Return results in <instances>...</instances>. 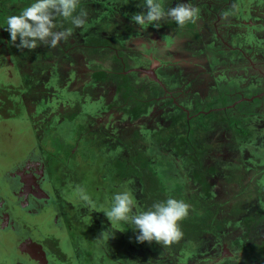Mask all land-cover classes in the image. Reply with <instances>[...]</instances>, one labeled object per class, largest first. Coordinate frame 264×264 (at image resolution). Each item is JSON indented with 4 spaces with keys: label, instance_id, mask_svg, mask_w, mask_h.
Listing matches in <instances>:
<instances>
[{
    "label": "rangeland",
    "instance_id": "rangeland-1",
    "mask_svg": "<svg viewBox=\"0 0 264 264\" xmlns=\"http://www.w3.org/2000/svg\"><path fill=\"white\" fill-rule=\"evenodd\" d=\"M213 1L191 0L195 7L199 6V15L191 30H164L166 27L162 31L175 37V40H179L178 42H182L181 48L178 49L186 52L183 57H186L192 64L198 61L197 58L203 59L199 63L200 65H206L205 62L210 60L208 57L196 55L199 54L200 47L207 51L206 43L216 47L212 49L215 50L219 63L215 65L213 75L206 76L207 78L214 76L216 80L221 79L225 82L232 76H236L247 83L251 79H258L263 76L264 54L255 52L254 59H251L253 54L251 53L250 56L245 55V59L238 60L236 55L227 53L229 46L218 47V45L221 40L222 44H227L226 40L231 37V34L238 33V38L243 39L244 44L258 46L260 44L258 40L264 39V0H260L259 3L254 0L251 2L227 0V4L223 5L229 4L226 15L219 13L223 6L212 8L211 12H207ZM116 2L119 4L118 6L110 0H79L77 13L83 9L87 13L85 20L94 21L96 16L102 18L95 22L92 33H85L83 25L79 28L74 27L70 19L65 20L57 16L55 20H61L62 24H55L56 29L69 28L72 35L68 39L60 41L55 47L37 44L33 49H26L18 48L8 38V33L4 29L7 27V17L18 15L31 3V0H0V85L13 84L18 86L20 97L26 109V115L23 119L7 123L6 128L3 125L0 127V139L3 137L5 141L0 144V147L4 145L2 149L5 153L8 152L7 157H3L2 161L4 164L11 163L14 159L21 161L26 158L25 154L29 152L36 155L39 159L37 163L39 170L37 171L47 177L45 181H39V188L56 199L58 205L55 207V211L57 213L60 210L72 217L74 221L85 223L89 229V234L86 233V235L96 244L93 248L96 264L100 259L105 263L111 262L109 258L114 255L110 247L111 237L107 240L99 236L102 231H104L105 236H111L110 233H114V230L107 228V224L99 218L100 216L105 217L102 211L91 212V209L81 207L80 202L72 196V189L77 185L84 187L97 210L107 208L112 194L122 190V187L129 180L128 177L115 179L113 171L118 162L125 165L126 143L130 141L132 133L134 130H138L145 137V132H148L152 135L150 136L151 139L154 136V140H158L154 134L162 127L160 125L162 120L160 121L159 117H163L164 113L167 112L164 108L166 105L158 100L160 98L156 100L157 105L153 102L149 104L147 101L143 102L149 96V87L152 90L158 88L157 86H150L147 81H142L137 74L131 73L129 79H133L131 83L134 87L133 91L140 90L141 94L135 96L131 94V96L137 100V108L140 107L144 110L142 114H137L134 111L136 103L132 99L131 102L128 101L130 96L128 99H124L121 90L114 91L117 87L116 81L119 78L116 77L113 69L118 68V63L110 61V57L113 58V54L116 52L111 51L109 44L103 45L101 48L96 47L97 45L92 43L93 34L95 35L96 32L103 34L106 31L116 36L120 31L119 28H121V31L128 35L125 43H127L128 37H133L131 42L137 44L135 48L140 47L141 50L147 49V51L165 43V38L150 25L147 28H141L131 21L130 16L133 13L146 10L138 6L140 4L142 6V0H117ZM205 2L207 3L204 7L202 5ZM129 3H132L133 6ZM176 3V1H172L167 6L172 7ZM163 5L167 9L164 2ZM243 9L247 10L248 16L242 19H234L231 14H239ZM73 36L74 38H72ZM76 37L80 38L76 39ZM99 39L101 40V38ZM69 43H71V47H67ZM202 43L205 45L202 46ZM261 44L264 46V43ZM238 48L240 51L241 47ZM182 51L169 55L168 48H160L156 54H160L161 58L165 60L164 64L158 63L157 65L155 62H150V65L154 64L152 66L155 73H158V69L159 71L170 69L174 72L173 75H180L182 72L184 74L183 87L188 90L191 89V85L187 86L191 81L189 75H185L186 72L184 71L176 70L181 65L182 58L179 57L181 56L179 53ZM221 52H226L225 56ZM143 55L140 57V62H144ZM131 56L129 55L127 60L121 63L123 65L134 64V59ZM230 56L233 58L229 59ZM222 63L225 64L222 65ZM225 65L229 68L224 67ZM188 67L194 74L197 73L193 65L189 64ZM98 68L104 71L105 76L98 75V73H95L94 77H89L88 74L86 76V71L93 73ZM204 79L203 75L199 77L198 82L203 83ZM118 85L122 86L120 82ZM181 97L180 95L171 97V102L167 104L170 108L168 109L170 116L178 113L176 109L171 108L177 102L180 103L179 106H193L194 96L183 97L184 101H180ZM203 97L212 99L213 95L211 91H206L204 88L200 98ZM196 103L201 110L200 112H204L201 104L198 101ZM154 106L159 107L156 112L158 116L160 115L159 117L157 114L154 115L152 111ZM256 113L253 122L258 125L264 124V114H262L264 112L257 110ZM260 113L261 115H258ZM219 118V116L217 118L216 115H213L206 119L205 125L212 130L211 132L217 133ZM236 125L239 126L238 123ZM179 129L181 130L176 122L172 123L166 128L164 135L158 138L167 146L165 136ZM197 131L200 133V128H197ZM198 138L202 142L200 135ZM2 153L0 152V154ZM251 153L248 150L244 156L247 158V155ZM252 161L248 174L243 180L242 185L245 189L242 200L247 202L249 197H259L264 202V164H260L257 159ZM134 186L137 188L136 180L127 184L133 193H135ZM59 187L63 190L58 191L57 188ZM234 187L229 189L223 183L219 185L218 200L224 202L222 214L228 213L235 201L233 196L236 193V187ZM137 191H139L138 188ZM45 207L47 206H43L42 209ZM23 213L25 214V212ZM105 219L108 221L106 217ZM107 223L111 225L109 221ZM122 224L126 225L124 222H119L112 224V226L120 229L123 227ZM76 226L77 224L71 221L70 231L77 230ZM260 226L259 235L255 237L257 241L264 237V235L261 237L264 234V223ZM128 227L133 226L128 225ZM231 233L234 235L238 233V230H231ZM247 234L248 230L245 235ZM241 242L242 240L239 243ZM75 244L78 253L83 252L86 247L80 234H75ZM101 251L105 256H102ZM181 256L183 257L178 262L179 264H223L227 259L231 260L233 254L228 251L224 243H221L214 246L211 253L203 252L200 255H195L192 251L188 254H181ZM124 258L128 262L124 263V259H119L120 264H143L133 260L128 254H125ZM250 264H264V258Z\"/></svg>",
    "mask_w": 264,
    "mask_h": 264
},
{
    "label": "trees",
    "instance_id": "trees-1",
    "mask_svg": "<svg viewBox=\"0 0 264 264\" xmlns=\"http://www.w3.org/2000/svg\"><path fill=\"white\" fill-rule=\"evenodd\" d=\"M116 1L110 0L118 6ZM172 1L180 2V0H163L167 8V5H170ZM246 1L251 2V0ZM254 1L261 2L260 0ZM226 2L227 0H214L207 12H211L212 8L223 6ZM206 3H203L202 6L205 7ZM129 4L132 5V3ZM228 6L229 4L223 6L219 13L226 15ZM196 7L199 9V6ZM246 9L240 11L239 14L231 15L234 19H242L248 16ZM111 10L113 11V8ZM100 12L103 13L102 10ZM95 19L94 21L85 20L83 24L85 33H92L95 22L102 18L96 16ZM54 23L62 24L59 19ZM193 25L194 23H186L184 26H177L168 17L158 21V27L150 25L165 38V43L148 49V51L147 49L141 50L140 47L135 48L137 44L131 42L133 37H128L127 43H125L128 35L123 33L121 28L116 36L106 31L103 34L96 32L92 36L94 38L92 43L97 45L96 47L101 48L103 45L109 44L111 51L116 52L113 54V58L110 57V61H116L119 65H117L118 68L113 69L114 74L119 78L114 91L121 90L124 99H128L130 96L128 101L131 102L132 99L136 103L134 111L137 114H142L144 110L140 107L137 108V100L131 96V94L134 96L141 94L140 90L133 91L134 87L131 84L133 79H129L131 73L137 74L139 79L158 88L152 90L149 87V96L143 102L156 104L157 98H160L158 100L166 105L164 108L167 111L160 118V115L158 116L156 113L159 107L154 106V110H152L154 115L157 114L159 120H162L160 125L163 128L160 127L154 134L158 140H154V136L151 139L152 135L148 132H145L144 137L138 130H134L130 141L126 143L125 165L118 162L114 167L115 179L128 177V181L131 183L134 180L137 181L139 191L134 186L135 193L133 194L137 208L141 210H147L154 202L163 201L168 197L182 200L188 205L187 216L179 221L183 237L167 247L156 242L137 243L135 233L128 227V224H124L125 227L122 224L123 227L119 229L113 227L112 224L109 225L105 217L100 216L103 223L107 224V228L114 230V233H110V247L114 255L109 258L110 263H105L100 259L97 264H120L119 259H124V263L128 262L124 258L125 254L143 264H177L183 257L181 254H188L192 251L195 255H200L203 252L211 253L214 246L221 243H224L228 251L233 254L231 260L227 259L223 264H250L264 258V237L259 241L255 239L259 235V226L264 223V202L259 197H249L247 202L242 200L245 189L242 184L248 174L250 164L253 163L252 160L257 159L260 164H264V124L258 125L253 122L257 110L264 112V95L251 101H239L233 107L223 109L236 102L241 96L249 98L264 91V75L258 79H251L247 83L236 76H232L225 82L221 79L216 80L214 76L207 78L213 75V69L219 63L216 52L212 49L215 46L206 43L208 51L200 47L199 54H196L210 58L205 62L206 65H200L199 63L203 59L199 58L196 63L192 64L186 57H183L186 52L178 49L181 48L182 42H178L179 40H175V37L162 31L166 27L164 30H191ZM79 38L76 37V39ZM221 41H219L218 47H225ZM226 41L230 46L227 53L236 55L238 60L245 59V55L250 56L251 53H253L251 59H254L255 52L264 54V46L261 44L264 43V39L262 38L258 40L260 44L256 47L244 44L245 41L238 38V33H232ZM201 45L204 46L205 43ZM71 46V43L67 44V47ZM163 47L169 49V55L182 51L179 53L181 55L179 57L182 58L181 65L174 69L180 70L179 72L184 71L185 75H189L191 81L187 86L191 85V89L187 90L186 87H183L184 74L182 72L180 75H173L174 72L170 69L164 71L158 69V73L155 74L163 84L160 86L146 74L133 70L139 67L147 68V64L150 62H155L157 65L158 63L164 64L165 60L161 58L160 54H156ZM238 47H241L240 51L237 49ZM10 50L12 51L11 47ZM145 51L148 52V56ZM142 54H144V62H140ZM221 54L225 56L226 52H221ZM124 55L125 57H123ZM129 55H132L134 64L123 65L121 62H125ZM231 58L233 57L230 56L229 59ZM189 64L194 66L197 73L194 74L192 70L190 71ZM201 67L202 70H200ZM224 67L229 68L227 65ZM126 71L129 72L126 73ZM95 73L105 76L101 68L93 73L86 71V76L88 74L89 77H94ZM203 75L206 80L199 83L198 79ZM118 82L122 86H119ZM147 83L145 82V84ZM204 88L206 91H211L212 99L200 98ZM178 95L182 96L180 101H184L183 97L194 96L193 106H179L180 103L177 102L171 108L176 109L178 113L170 116L168 114L170 108L167 104L171 102L172 96ZM197 101L201 104L204 112L210 109L216 110L209 113L200 112ZM25 115L26 109L19 94V87L13 84L0 85V127L3 125L6 128L7 123L23 119ZM213 115H216L217 118L220 117L217 133L211 132L212 130L205 125L206 119ZM188 116L193 117L188 119ZM261 118L263 117L261 116ZM175 122L181 130H174L167 134L165 142L168 145L165 146L159 138L164 135L166 128ZM197 128H200V133ZM199 135L202 142L198 138ZM4 142L2 137L0 144ZM9 146L12 147L11 144ZM2 147H0V152H3L0 154V264H96L93 255V248L96 244L86 235V233L89 234V229L85 223L80 224L69 217V224L71 221L77 224V230L72 232L71 229L63 225L61 217L53 206L51 209V206H47L34 213H29L25 208H22L23 196L19 193L22 182L18 172L25 160H21V164L18 159L4 164L2 158L7 157L8 152L5 153ZM248 150L252 153L246 158L244 153H247ZM220 183L227 185L229 189L236 187V193L233 196L235 201L226 214L221 213L224 202L218 200ZM231 230H238V233L233 235ZM247 230L248 234L245 235ZM75 234H80L82 242L86 244L81 253L76 250ZM86 238L90 242H85ZM240 240H242L241 243H239ZM100 253L102 254L103 251Z\"/></svg>",
    "mask_w": 264,
    "mask_h": 264
},
{
    "label": "clouds",
    "instance_id": "clouds-1",
    "mask_svg": "<svg viewBox=\"0 0 264 264\" xmlns=\"http://www.w3.org/2000/svg\"><path fill=\"white\" fill-rule=\"evenodd\" d=\"M79 0H31L18 15L7 17L4 29L8 38L18 48L33 49L37 44L55 47L60 41L72 35L69 28L57 30L54 23L57 16L68 20L74 27H81L85 23L87 13L81 9L77 13ZM145 11L135 12L130 16L132 22L141 28L149 25L157 26V22L165 17L170 18L177 26L194 23L199 15V10L191 0H180L175 6L165 9L163 0H142L138 5ZM122 190L112 194L107 208L96 209L91 196L84 187L77 185L72 189L74 196L81 207L93 211H102L110 224L124 222L131 225L137 243L156 242L162 246H169L183 237L179 226L188 214V205L179 199L168 197L159 202H154L147 210L137 208L134 194L127 184ZM119 230V229H117ZM109 239L104 231L99 236Z\"/></svg>",
    "mask_w": 264,
    "mask_h": 264
},
{
    "label": "flooded vegetation",
    "instance_id": "flooded-vegetation-1",
    "mask_svg": "<svg viewBox=\"0 0 264 264\" xmlns=\"http://www.w3.org/2000/svg\"><path fill=\"white\" fill-rule=\"evenodd\" d=\"M224 46L227 47V46H229V44H225ZM237 49H239V48H237ZM147 65L149 67H147V68L143 67V69H151L153 71L152 65H154V64L150 65V63H149ZM140 68L141 67L136 68V69H140ZM137 72H139V71H137ZM140 73H142V72H140ZM241 98H243V97L241 96L238 100H240ZM23 154H25V153H23ZM25 155H26V158L24 159L25 163H23L21 165V169L18 172L19 177H20V181L22 182L21 183L22 188H21V191L19 192L20 195L23 196L22 203H21L22 208H25L29 213H34V212L40 211L43 206L56 207L58 205L56 202V199L55 198L53 199V197L49 193H47L44 190H41L39 188V181L40 180L45 181L47 179V177L43 176V173H41V172L38 173V171H37V170H39V166L37 164L39 162V159L32 152H29ZM19 164H21L20 161H19ZM59 188H57L58 191H60L61 189L63 190V188H61V187H59ZM57 214L59 215V217H61L63 225L66 228H69L70 224L68 223V219H70V218H69L68 214H66V213L64 214L60 210L58 211ZM80 224H84V223L82 222ZM85 242H90V241L88 238H86Z\"/></svg>",
    "mask_w": 264,
    "mask_h": 264
},
{
    "label": "water",
    "instance_id": "water-1",
    "mask_svg": "<svg viewBox=\"0 0 264 264\" xmlns=\"http://www.w3.org/2000/svg\"><path fill=\"white\" fill-rule=\"evenodd\" d=\"M133 70H135V71H139V72H142V73L148 75L150 78H152V80H154L155 82H157V83H159L161 86H163L162 82L157 78V76L155 75V73H154L151 69H133ZM263 95H264V91H262V92H260V93H258V94H256V95H253V96H251V97H249V98L243 97V98H241L240 100L234 102V103L231 104L230 106H226V107L223 108V109H227V108H229V107H233V106H234L236 103H238L239 101H243V100L251 101L252 99H254V98H256V97H262ZM213 110H216V109H210V110H208V111H206V112H204V113H209V112H211V111H213ZM191 117H193V116H190V117L188 116V119H190Z\"/></svg>",
    "mask_w": 264,
    "mask_h": 264
}]
</instances>
